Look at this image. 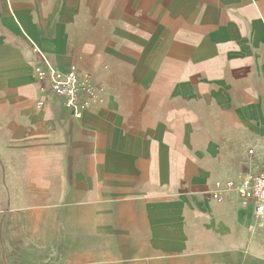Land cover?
<instances>
[{"label":"crops","instance_id":"0c3cea01","mask_svg":"<svg viewBox=\"0 0 264 264\" xmlns=\"http://www.w3.org/2000/svg\"><path fill=\"white\" fill-rule=\"evenodd\" d=\"M263 168L264 0H0V264H264Z\"/></svg>","mask_w":264,"mask_h":264},{"label":"built area","instance_id":"2783aa9c","mask_svg":"<svg viewBox=\"0 0 264 264\" xmlns=\"http://www.w3.org/2000/svg\"><path fill=\"white\" fill-rule=\"evenodd\" d=\"M48 72H41L38 80L43 81V96L49 94L60 99L63 104L69 107L74 114L80 115L87 107V103L83 101V94L90 93L89 75L82 73L75 67L66 69L57 68L49 63L43 56ZM39 71V68L35 69ZM44 101V99H43ZM40 101V103H43ZM227 184H230L229 182ZM240 191L252 197L256 206V213L259 218L264 217V168L257 171L250 179H247L246 185L240 187ZM219 197V195H215Z\"/></svg>","mask_w":264,"mask_h":264}]
</instances>
